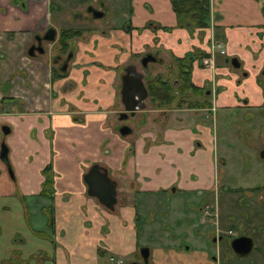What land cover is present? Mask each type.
Listing matches in <instances>:
<instances>
[{
    "label": "crops",
    "instance_id": "0c3cea01",
    "mask_svg": "<svg viewBox=\"0 0 264 264\" xmlns=\"http://www.w3.org/2000/svg\"><path fill=\"white\" fill-rule=\"evenodd\" d=\"M98 1L107 2L0 0V142L11 170L10 176L0 161V264H111L110 257L127 264L140 261L142 247L150 264H208L199 254L173 250L175 237L155 226L151 214L165 202L169 209L162 216L169 221L180 215L173 221L179 223L184 200L174 208L173 196L225 191L228 155L234 151L241 159L246 153L253 160L257 127L264 121V0H208V26L191 33L177 27L170 0H128L125 21L116 27L79 14L82 4ZM48 29L55 32L54 42L62 31L78 32L66 41L74 52L65 78H52V54L45 48L52 43H42V54H26L34 35ZM211 41L219 47L210 56ZM146 50L171 62L193 54L190 81L209 92L213 122L204 109L182 108L167 121L145 118L129 142L118 135L116 76L131 55ZM204 57H212V68L200 65ZM232 58L237 69L230 66ZM68 80L72 89H62ZM2 126L9 128L7 135ZM95 164L115 183L113 210L87 194L82 177ZM46 166L51 186L43 194ZM252 167L260 166L253 161Z\"/></svg>",
    "mask_w": 264,
    "mask_h": 264
},
{
    "label": "flooded vegetation",
    "instance_id": "af4514ba",
    "mask_svg": "<svg viewBox=\"0 0 264 264\" xmlns=\"http://www.w3.org/2000/svg\"><path fill=\"white\" fill-rule=\"evenodd\" d=\"M95 7L96 8L100 7V9L99 8H97V9H99L102 12H104L105 8H104L102 2L98 1L96 3ZM87 8H88V6H87ZM87 8H85L83 10V12H85V16L83 18H86V19L91 17V13L90 12L89 13L86 12ZM86 13H87V15H86ZM103 24H106V23H103ZM126 27H128V26H125V29H127ZM43 35L42 36L41 35L40 36L34 35V37L32 39V42L26 48V54H27V52H28V50L30 48L33 49V54H34V52H36V48L38 46L37 40L39 38L43 37ZM58 40H59V38H58ZM42 43H43V41H41V45H42ZM57 45L59 47V52L60 53H56V54L52 53V60H51L52 65H53L52 78L61 79V78L67 77L69 71L72 69L71 63H72V60H73L74 49L68 43H67V47L65 49H62V46L59 44V41L57 42ZM146 54H155L157 60H162L160 55H159V52H157V51L150 52V51L146 50L142 54H139V55L133 54V55H131L130 56L131 57L130 60L124 66H122L119 69L118 74L116 76L117 81H118V86H117L118 99H119L120 78L124 74V69L127 66L132 65L135 68V72L139 73L136 70V62L141 67L140 60ZM200 60H201V58L199 59V62H200ZM169 63L168 62L167 63L166 62L165 63L161 62L160 64L158 62L157 63H148L145 68L141 67L142 74H143L142 82L144 83L145 88L147 90V98L144 101V109H142V110H140L138 112H135L133 114V116H131V117L128 116L127 119L124 120V121H118L117 114L115 115V118H116L117 122L120 123V124L117 123V126H116V130H117V133H118L119 136H121V137L130 136V134H133L134 131L139 129V127L143 126L144 120L146 118L144 113H148L149 112L148 110H146V106L148 104L151 105V107H152L150 111H159L157 115H158V117L159 116L163 117L164 121H167L168 115H169V113L171 111L183 108V109H201V110L204 109V111H205V119L207 121L213 122V120H214V116L212 114L213 112L208 107V104L206 102V96H205V94L209 93V92L208 91L206 92V90H203V92L201 91L199 94L198 93H193V91H191V90H186V91L180 92L178 90V88L180 87L181 83H180V77L178 76L177 67L174 65L173 61H172L171 64H169ZM154 66H159V67L163 66L164 73L163 74L162 73H160V74L158 73V75L161 77V79L163 81H166L170 85V87L172 89L171 95L174 97L173 101H171L170 104H165V105H163L160 108H156L155 107L156 106V102L150 101L149 91H148V87H147V83L157 75V74H154V75L149 74V72L153 73ZM230 66L232 68H234L231 63H230ZM238 67H239V64H238ZM170 68H172V70H170ZM234 69H237V68H234ZM262 73H264V71H262L261 74ZM260 77H261V82H262V87H263V75H261ZM189 81H190V78H189ZM190 83H191V81H190ZM73 85H74L73 81L72 80H68V81H66L64 83L62 89H66V88H71L72 89ZM192 86H194V85L192 84ZM263 93H264V90H263ZM180 99H182V100L185 99L186 100L185 102H187V103L204 104V105L203 106H199V107L193 106L192 108H187V106H185V105L177 107L176 103ZM208 111H211L212 113H209ZM127 121H128V123H127ZM140 121H141V123H140ZM153 121L156 123V122H158L160 120L159 119H153ZM121 126H126L127 128H129L130 132L128 134L124 135V136L120 135L119 132H118V128L121 127ZM258 126H259V127H257L258 128L257 129V136L258 137L256 138L255 144L253 145L254 147H252V150H253V155H252L253 158L252 159L253 160L250 161V158L246 155V153L242 154V156H241L242 161L243 162L245 161L243 163V168H244V171L246 172V174H248L250 172L249 168L254 170V168L252 167V162L253 161L260 166L259 168H256V170L259 173L264 174V121L261 122ZM249 132H251L250 129H248V133ZM214 134L216 135L215 132H214ZM230 147H232V149L234 148V146H230ZM222 161L223 160H221V158L218 161V166H219L218 168L219 169L224 164V163H222ZM106 173H107V171H106ZM218 175L221 176L222 175V171H219ZM107 176H108V173H107ZM225 191H227L226 194L228 196H230V198L225 199L226 211L227 210L228 211L224 212V214H223V212L221 211V208H220L219 201L217 203H215V204L214 203L212 204L211 201H210L208 203L209 205H205L207 203V200H208L207 197L205 196L206 199L203 198L202 202H204V203H203L202 207L200 208L201 216L214 217L215 222H212V223H214L215 226H217V227H218V222L219 223H222L223 221L226 222L228 219L230 221L233 220V221H236L237 223H241V224H244L246 226L255 225V227L259 228V232H258V234H255V233H253V234L257 235V237H262V236L264 237V185L263 186H259V187L257 185H254V186L238 185L236 187L235 186H233V187L229 186V187H227L225 189ZM215 195H217V194H215ZM215 195H213V197ZM235 195L238 196L236 199H239L240 197H243V199L240 198V199H242V202L248 201L249 202L248 206H250L251 208L255 207V210H256L255 217H256V219L259 218V219H257V220H259L258 222H255L252 219V217H251V211H252V215L254 213L253 209H251V208L248 209L249 207L245 209L243 207L244 205L241 206L240 204H238L235 201H233L232 196H235ZM201 196H203V195H201ZM210 209L212 210V213L208 214V211H211ZM247 217H249V220H248ZM215 232L216 233H214L210 237V241L213 243L214 246L217 243L220 244V242L223 239V232H221V234H218L217 231H215ZM226 234L229 235V236L231 235L233 239L237 238V237H240V236H243V237L250 238L251 241H252V248H251L250 252L248 254L244 255V256H239V255L235 254L231 250L230 245H227V247H229V249H230V255L229 256L233 257L234 261L237 260L238 261L237 263H239V262L242 263L244 261V259L252 252V250L255 249V250H257L256 254H258V256L260 257V260L262 259V262L260 264H264V256H260V254H259L260 250L257 249L254 246V237H253L252 234H249V232L246 231V233H244L242 235H236V233H235V235H233V232L231 230H229V229L226 231ZM184 250H188V247L185 248ZM214 252H215L214 254H210L208 257H207V255L204 252H202L203 256H202L201 253L199 255L202 256L203 259L205 260V262L207 261V263H209V264H219V262L217 263L218 259L220 261V264H222V262H223L222 259L225 257V252L223 251L224 252V256L223 257L221 256L220 249H217V247L215 248ZM194 258H197V257L194 256ZM140 261H141V259H140ZM197 261H196L197 264H204L203 261H200L198 259H197ZM253 264H255V263L253 262Z\"/></svg>",
    "mask_w": 264,
    "mask_h": 264
},
{
    "label": "rangeland",
    "instance_id": "374dc122",
    "mask_svg": "<svg viewBox=\"0 0 264 264\" xmlns=\"http://www.w3.org/2000/svg\"><path fill=\"white\" fill-rule=\"evenodd\" d=\"M97 1V0H95ZM83 3V2H81ZM107 3V4H106ZM104 11H107V15L102 17V19L96 20L97 24L101 25L103 23H109L110 25L112 24L113 26H118L121 23L123 24V22L125 21L126 14H127V10L126 7L128 8V0H107V2H104ZM96 3H93V6L95 7ZM92 6V7H93ZM108 6V7H107ZM93 7V8H94ZM86 7L84 6V4H82L81 9L79 10V14L83 15V17L85 16V12H83V10ZM100 9V7H97ZM96 7L94 9H97ZM123 14V16H122ZM87 15V13H86ZM74 16V14L72 15V17ZM86 19V18H85ZM88 20H91V17L87 18ZM84 22H87L85 20H83ZM82 21V22H83ZM83 22V24H84ZM88 23V22H87ZM94 23V22H93ZM45 44V43H44ZM0 45H1V40H0ZM46 48V53L49 52L50 54H56V53H60L59 52V47L57 45V42H54L52 44V46L50 48ZM44 48V51H45ZM163 59L162 62H170L169 59L167 58V56H163L161 57ZM172 62H170L169 64H171ZM173 65V64H172ZM136 70L142 74V69L139 66V64L136 62ZM170 70H172V68H170ZM24 72V71H23ZM154 72L157 74L159 73H164V68L163 66L159 67V66H154L153 68V74ZM26 74V72H25ZM28 74V73H27ZM149 74L153 75L151 72H149ZM30 75V73H29ZM143 76V74H142ZM2 82H0V92L5 91V87L1 85ZM29 86V85H28ZM29 94H32V90H30L28 92ZM39 104L43 105L44 98H40ZM6 102V101H5ZM6 103H3V105H5ZM2 104L0 103V106ZM41 106V105H39ZM6 107H8V105H6ZM151 105H147L146 106V110H148V113H144L146 118L148 117L150 119V121L152 123H155L153 121V119H159L160 121L163 120V117L159 116L158 117V112L157 111H150L151 110ZM17 109V107L15 108ZM129 121V120H128ZM127 121V123H128ZM119 123V122H118ZM141 123V121H140ZM120 124V123H119ZM220 131H216V134H219ZM136 136V131H134V133L131 136H128V138L126 139L128 142L130 140H132V138H134ZM233 146V145H232ZM229 147V146H228ZM231 148V147H229ZM232 149V148H231ZM234 152V151H233ZM233 152L231 154L228 155V158L226 159V164L227 166L224 167L225 171L228 174L226 175V179H227V184L230 187L233 186H238V185H250V186H254L257 185L259 186H263L264 185V174L259 173L256 169H250V172L248 174H246L245 171L240 170L241 167L243 166V162L239 157L233 156ZM238 162V163H237ZM223 190H219L218 194L215 195L213 197V194H211L210 196H200L199 194H181V195H175L172 199V207L176 208L177 205H180V199L184 200L183 203V216L182 218L179 219V223H174V219H178L180 215L177 216H173L169 221L166 220L164 218V216H162V212L167 208L166 207V203L165 202H160L158 204L155 205V207H153L152 210V214L153 217L152 219L155 220V226L158 224V227L160 226L161 229L163 230L164 233L169 234L170 238L172 236L175 237V240L173 242V244H175V246H172L174 249L173 250H177L179 254H184L187 257H193L195 254H202V252H204L207 257L210 254H214L215 252V248L217 247V249H220L221 252V256H224V252H225V257L222 259L223 262L222 264H253V262L255 264H260L262 262V259L260 260V257L258 256L257 250L253 249L252 252L244 259V261L242 263H237L238 261L233 259V257H230V249L229 247H227V245H229L230 241L233 239L232 236L227 235L226 231L229 229L233 232V235H242L244 233H246V231L249 232V234H252L254 237V246L259 249L260 251V256H264V237H257V235L259 232V228L255 227V225H250V226H246L244 224L241 223H237L236 221L233 220H227L226 222H222L219 223L218 222V227L215 226L214 223L215 219L214 217H208V216H201V214L198 213L197 209L201 208L203 203L202 200L203 198L208 197L207 203L205 205H209L208 203L211 201V203L215 204L219 201L220 203V208L221 211L223 212H227L226 211V205H225V199L230 198V196H228L226 193L227 191H224V188H222ZM206 196V197H205ZM166 199L170 198L171 195L169 196H164ZM238 196H232L233 201H235L236 203L240 204L241 206L244 205L243 207L246 209H250L251 207L248 206V201L246 202H242L243 197H240L242 199H236ZM237 200V201H236ZM169 209V208H167ZM254 210V213L252 215V211H251V217L255 222H258L259 218L256 219L255 215H256V210L255 207L251 208ZM211 210V209H210ZM180 211V209H179ZM231 212V211H230ZM176 213V212H175ZM211 211H208V214H211ZM220 213V212H219ZM194 215V217H193ZM163 217V218H162ZM246 217V216H245ZM160 218L162 219L160 221ZM249 220V217H247ZM200 222V223H199ZM215 231L218 232V234H221V232H223V239L220 242V244H215V246L213 245V243L210 241V237L216 233ZM251 231V232H250ZM255 233V234H253ZM155 236L154 234L152 235V243H149V245L153 246L155 245ZM263 244V245H262ZM188 247V250H184L185 248ZM224 251V252H223ZM137 258H139L138 254L136 255ZM203 256V254H202ZM253 261V262H252ZM220 261L219 259L217 260V263ZM209 264V263H208Z\"/></svg>",
    "mask_w": 264,
    "mask_h": 264
},
{
    "label": "water",
    "instance_id": "95a60500",
    "mask_svg": "<svg viewBox=\"0 0 264 264\" xmlns=\"http://www.w3.org/2000/svg\"><path fill=\"white\" fill-rule=\"evenodd\" d=\"M87 13H91L92 20H99L104 16V12L99 9H94L89 6L86 10ZM41 41L45 43H54L55 32L52 29H48L43 37L37 40L38 46L36 52L43 53L44 49L41 45ZM27 54L32 56L33 49H29ZM161 63L162 60H157L155 54H146L140 60L141 67L145 68L148 63ZM230 63L234 68H238V63L236 59L232 58ZM263 75V90H264V73ZM147 98V90L144 83L142 82V75L135 72V68L132 65L127 66L124 69V74L120 78L119 86V102L121 104L122 110L117 112L118 121H124L128 116H133L135 112L144 109V101ZM1 132L3 135L9 133V128L6 126L1 127ZM120 135L124 136L130 132L129 128L126 126H121L118 128ZM0 161H2L6 169L11 176V170L7 161V147L4 141L0 142ZM83 182L86 186L87 194L94 198L101 206L107 210H113L116 203V191L115 183L111 180L106 173V170L99 165H92L84 173ZM231 250L239 255L244 256L248 254L252 248V241L247 237H237L230 242ZM140 262H129L127 264H150L148 262L149 251L148 248L142 247L139 250Z\"/></svg>",
    "mask_w": 264,
    "mask_h": 264
},
{
    "label": "trees",
    "instance_id": "16d2710c",
    "mask_svg": "<svg viewBox=\"0 0 264 264\" xmlns=\"http://www.w3.org/2000/svg\"><path fill=\"white\" fill-rule=\"evenodd\" d=\"M172 9L176 15L177 27H185L190 33L193 29H203L208 26V0H170ZM78 32L74 30L62 31L59 35V44L62 49L67 47L66 41L71 39ZM193 60V54L190 53L182 59H174L173 63L177 67L178 76L180 77V92L191 90L193 93H199V89L192 86L189 81L191 62ZM150 101L156 102V108H160L165 104H170L174 97L171 95L172 89L170 85L161 79L159 75H156L147 83ZM186 99V98H185ZM180 99L176 105L180 107L182 105L187 108L193 106H203L204 104H192L185 102L186 100ZM44 176L42 193L50 191L51 178L50 168L46 166L42 171Z\"/></svg>",
    "mask_w": 264,
    "mask_h": 264
},
{
    "label": "built area",
    "instance_id": "2783aa9c",
    "mask_svg": "<svg viewBox=\"0 0 264 264\" xmlns=\"http://www.w3.org/2000/svg\"><path fill=\"white\" fill-rule=\"evenodd\" d=\"M217 47H219V45L217 43L211 41V43H210V51H209L210 56L212 55V50L214 48H217ZM219 53L220 54H223L224 52H223V50L220 49L219 50ZM199 63H200V65L202 67L212 68V65H213V63H212V57H204V58H201V60H200ZM108 261L111 264H123V261L121 259H117V258H113V257H110L108 259Z\"/></svg>",
    "mask_w": 264,
    "mask_h": 264
}]
</instances>
